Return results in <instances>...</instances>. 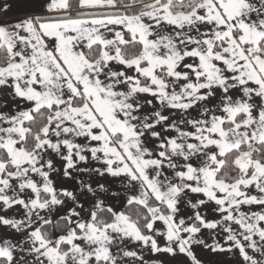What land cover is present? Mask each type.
<instances>
[{"label": "snow or ice", "instance_id": "obj_1", "mask_svg": "<svg viewBox=\"0 0 264 264\" xmlns=\"http://www.w3.org/2000/svg\"><path fill=\"white\" fill-rule=\"evenodd\" d=\"M0 264H264V0H5Z\"/></svg>", "mask_w": 264, "mask_h": 264}, {"label": "crops", "instance_id": "obj_2", "mask_svg": "<svg viewBox=\"0 0 264 264\" xmlns=\"http://www.w3.org/2000/svg\"><path fill=\"white\" fill-rule=\"evenodd\" d=\"M3 2H5V0H0V3H3ZM8 2H11V0H8ZM15 11H16V9L13 8L12 12H10L7 17H0V18L14 19L15 18V16H14Z\"/></svg>", "mask_w": 264, "mask_h": 264}]
</instances>
